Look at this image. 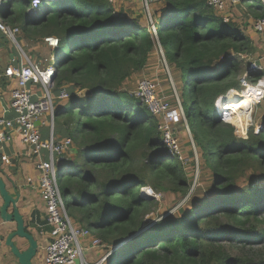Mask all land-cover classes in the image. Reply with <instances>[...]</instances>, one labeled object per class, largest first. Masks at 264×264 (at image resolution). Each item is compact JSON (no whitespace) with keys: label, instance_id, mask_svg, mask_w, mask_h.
<instances>
[{"label":"trees","instance_id":"16d2710c","mask_svg":"<svg viewBox=\"0 0 264 264\" xmlns=\"http://www.w3.org/2000/svg\"><path fill=\"white\" fill-rule=\"evenodd\" d=\"M163 1L155 26L165 27L157 37L166 61L180 70L179 101L211 184L201 200L194 201L191 192L183 201L189 210L180 205L185 211L179 216L147 226L141 215L155 200H146L141 187L181 196L190 188L183 162L160 140L156 117L124 87L157 53L148 21L128 19L109 0H59L32 23L27 0H10L4 7L2 18L13 26L24 22L26 35L57 37L55 53L68 41L66 54L54 62L55 92L66 84L69 94L55 109L54 133L75 144L59 180L68 216L71 210L79 225L109 246L139 232L110 264H264V123L239 138L215 105L228 91L220 103L229 111L250 42L206 0ZM261 75L250 71L248 78L255 82ZM254 170L261 172L242 187L241 175ZM222 239L259 247L251 256H230Z\"/></svg>","mask_w":264,"mask_h":264},{"label":"built area","instance_id":"2783aa9c","mask_svg":"<svg viewBox=\"0 0 264 264\" xmlns=\"http://www.w3.org/2000/svg\"><path fill=\"white\" fill-rule=\"evenodd\" d=\"M9 1L0 0V6H5ZM56 1L59 0H27L28 13L34 15L41 9L43 2ZM160 1L140 0V4L148 12L147 18L151 24V31L163 54L157 37L155 19H152V12L149 11L150 6ZM241 1L243 0H206V5L216 13H220L226 6L236 5ZM260 1L264 4V0ZM253 27L257 32H264V13L254 21ZM0 32L19 48L15 39L16 34L20 32L19 26L8 24L0 16ZM44 40L50 51H54L59 46L57 38L50 36L45 37ZM17 53V58H11L9 65L0 71V90L4 83L12 87L9 101L0 108V160L5 164L11 163L4 148L17 136L34 160L37 175L27 177L26 182L36 190L45 204V216L42 222L35 220L40 228L45 226L49 228L50 238L45 246L43 264H75V261H78V264H103L111 254V246L103 243L99 237L93 236L88 228L73 223L66 212L60 192L59 180L66 173H63L62 169L70 167L67 155L71 151L73 140L72 137H58L54 133V115L57 107L55 101L67 100L69 97L64 87L55 92L54 84L57 75L55 58L50 55L36 63L31 61L20 48ZM247 67L253 72L260 71L259 65L255 62L249 63ZM239 80L243 86L241 89H245V95L249 100L247 109L243 113L238 112L237 109L223 110L224 105H221L220 101L226 99L228 92L219 96L215 105L221 119L234 126L235 135L239 138H247L253 108L264 100V75L255 82H250L246 74H243ZM31 84H37L38 88L32 89ZM130 94L156 117L160 140L167 152L184 162L186 159L183 157L177 138L176 121L183 117L178 96L176 95L173 104L172 99L169 101L160 93L155 81L145 78L137 82ZM221 111H223L222 115ZM231 112L233 115L229 117L228 113ZM246 112L250 121L245 125L244 130L239 131L234 120H238ZM8 114L11 115L8 116ZM254 128L257 132L258 127ZM43 130L46 135H43ZM144 192L146 196L160 195L146 187ZM97 247H103L105 251L96 259L89 261L86 254Z\"/></svg>","mask_w":264,"mask_h":264},{"label":"rangeland","instance_id":"374dc122","mask_svg":"<svg viewBox=\"0 0 264 264\" xmlns=\"http://www.w3.org/2000/svg\"><path fill=\"white\" fill-rule=\"evenodd\" d=\"M109 3L113 6L115 11L121 12L128 19L136 17L138 20H140L141 24H147V21H148L147 13L148 12L146 9L142 7V5L140 4V0L139 1L138 0H109ZM56 4L57 2H43L42 7L39 10V14L36 18H40L42 16L43 10L46 6H48L50 9H54ZM163 4H164V1L162 0L159 3L155 4L154 6H150L149 11L152 12L153 20L155 19V14L157 16V13L160 11L159 10L160 7ZM3 10H4V7L0 6V15L2 14ZM33 19L34 17L31 16V20H30L31 23ZM148 25H149V29H151V24L149 23V21H148ZM161 26L164 29L165 23H163ZM20 29L21 31L16 34L15 39L17 40L21 51H23L29 58L32 57L33 55L35 58L43 59L45 57H49L50 55H53L54 58L57 59V58H62V56L66 54V50L68 47L67 40H64L61 43L60 48L55 53V50L54 51L48 50V44L44 40L45 37L35 38L33 35L31 36L26 35L24 31V22H21ZM51 37L57 38L55 36H51ZM3 38L6 39L4 40L5 46L9 47L14 54H17L19 50L17 45H15L14 42L6 38L5 36ZM153 40L155 42L156 49L158 50V52L155 53L153 51L151 58H149L148 63L145 65L142 71L138 73H134V75H132L127 80V82L124 84V87L129 92H131L135 88L137 82H139L141 79H144V78L150 79V80L155 81L158 84L160 93L163 96H166L169 101H171L172 97L176 99L177 96L180 100L179 95H180V92L182 89V83H183V81H181L180 70L174 67V65L166 61L164 54H162L159 48V45L156 43V39L154 35H153ZM244 65H245V62L242 61L240 63L241 69L245 68ZM54 86H56V84H54ZM61 87L62 88L64 87L67 90L66 84H62ZM189 87H190V81L187 80L186 91H188ZM242 87L243 86L239 83V86L236 89L238 92L234 95V97L232 96V99H230L227 102V107L230 108L232 103L237 99V96L245 92L244 88L241 89ZM187 96H188V93L186 92L184 94V97H187ZM55 102H56V106H60V103L64 104L66 100L57 99ZM190 108H192V105L190 106ZM229 111H231V108L229 109ZM192 114L193 113L191 111L190 117L192 121H194L195 119L193 118ZM238 120L243 125L248 124V122L243 121L240 118ZM251 120H252L251 122L252 124L249 123L248 126L251 125V127L253 128L257 126L259 130L261 128L260 126H262L264 123V100H262L256 107L254 106L253 111H252ZM176 126L178 129L177 131L178 143L182 150L183 157L186 159L182 163V165L184 166L185 171L187 172V175L190 179V188H189L188 193L185 196L184 195L181 196L177 193H171V192H160V193L155 192L149 185L141 187L140 193H142V191L144 192V188L146 187V188H151L155 193L160 194L158 197L144 196L146 200H151V199L153 201L155 200V202L150 203L148 205L147 209H145V211L141 215L142 224L144 226L150 225L152 222H155L164 216H169V217L179 216V214L185 211L182 208H179L180 205H184L185 207L184 209L189 210L190 206L185 205L184 200L190 195L191 192H192V196H195L194 201L198 199L201 200V198L205 196L207 188L211 184L209 172L203 164V159L201 158L200 150L197 149L195 146L193 136L188 127V121L185 118L184 113H183V117L181 116L176 121ZM73 152H75V144H73L71 152H69L67 155L68 159L70 158ZM192 152H193V155H192ZM260 172H261L260 170H254L250 172L247 171L246 174L244 173V175H241V177H243L240 180V184H242V187H244L247 184V182H251V180L255 177L253 175H257ZM64 201L66 202V199ZM260 216L264 218V207H262ZM69 217L75 225H79V222H76L75 219L73 218L71 210L69 211ZM79 226H81V224ZM262 227L264 228V224L262 225ZM221 244L224 246L227 254H229L230 256H244V254H247V253L250 254L251 256L252 254H255L254 252H256L259 247L257 245H252L254 246L252 248L249 246H243L244 243H242V241L233 242V241H229L228 239H222ZM35 256L36 255H34L33 257ZM118 257H119L118 252L112 253L103 264H110L111 261H113L114 259H117Z\"/></svg>","mask_w":264,"mask_h":264},{"label":"crops","instance_id":"0c3cea01","mask_svg":"<svg viewBox=\"0 0 264 264\" xmlns=\"http://www.w3.org/2000/svg\"><path fill=\"white\" fill-rule=\"evenodd\" d=\"M213 12L218 18L231 24L242 36L249 40L251 52L244 54L242 58H244L246 63H257L260 67V72L264 75V32H257L253 27L254 21L264 13V4L260 0H243L236 5L226 6L220 13ZM0 16L1 18L3 17L2 14ZM157 16H161V11L157 13ZM2 19L4 20V18ZM3 37L4 35L0 32V71L9 65L11 58H17L18 55V53L14 54L9 47L5 46L4 40L6 39ZM30 60L37 63L41 62L42 58L38 59L32 55ZM31 87L35 90L38 88V85L31 84ZM11 88V85L8 83H4L1 87L0 108L9 101ZM61 105L63 104L60 103ZM43 135H46L45 130H43ZM4 151L11 163L5 164L0 160V178L3 180L9 194L13 198L18 197L16 206L19 214L23 218L25 230L37 242L36 256L32 257V264H43L45 246L50 238L49 228L46 226L40 228L36 225L35 220L42 222L45 216V204L36 190L32 189L26 182L27 177H36L37 175L34 160L27 153V148L20 143L18 136L4 148ZM2 202L0 196V206ZM8 211L12 212L11 205L8 207ZM15 229V222H3L0 218V264H18L10 248L4 244V239L7 234ZM91 234L97 237L94 232H91ZM12 241L20 251L28 247V241L24 237L14 236ZM104 251L105 248L97 247L90 250L86 254V257L91 261L99 257Z\"/></svg>","mask_w":264,"mask_h":264},{"label":"water","instance_id":"95a60500","mask_svg":"<svg viewBox=\"0 0 264 264\" xmlns=\"http://www.w3.org/2000/svg\"><path fill=\"white\" fill-rule=\"evenodd\" d=\"M35 15V14H34ZM247 74L250 72V68L247 67ZM38 123V122H36ZM261 127V126H260ZM142 196H146L145 193H141ZM0 196L2 198V205L0 206V218L3 222H15L16 229L8 233L4 239V244L10 248L11 253L16 257L18 264H32L31 259L35 255L37 250V242L33 236L25 230V225L22 216L19 214L16 202L18 197L13 198L5 188L3 180L0 178ZM11 205L12 212L8 211V207ZM139 232L133 233L124 240L114 243L111 247V254L116 253L120 248L128 242L132 237ZM14 236L24 237L28 241V247L25 250L20 251L19 248L13 243ZM78 264V261H75Z\"/></svg>","mask_w":264,"mask_h":264},{"label":"bare ground","instance_id":"6f19581e","mask_svg":"<svg viewBox=\"0 0 264 264\" xmlns=\"http://www.w3.org/2000/svg\"><path fill=\"white\" fill-rule=\"evenodd\" d=\"M39 14V13H38ZM236 93H234L232 96L234 97V95H235ZM231 99H232V97H231ZM238 100V101H237ZM236 102H237V104H236ZM142 104V103H141ZM248 105H249V100H248V98H247V96L245 95V92L244 93H242V94H239L238 96H237V99L232 103V105H231V111H233V110H235V109H237V111L238 112H240V113H243L246 109H247V107H248ZM247 106V107H246ZM233 115V113L231 112L230 113V117ZM232 119V118H231ZM240 119H242L243 121H246V122H249L250 121V118H249V116H248V112H246ZM237 121L238 120H234V123L236 124V125H238V123H237ZM238 127H239V131H241V130H244V128H242L241 126H239L238 125ZM68 168V167H67ZM67 168H64V169H62V172L64 173V171H67Z\"/></svg>","mask_w":264,"mask_h":264},{"label":"clouds","instance_id":"9594fccd","mask_svg":"<svg viewBox=\"0 0 264 264\" xmlns=\"http://www.w3.org/2000/svg\"><path fill=\"white\" fill-rule=\"evenodd\" d=\"M7 4H8V3H7ZM3 7H4V6H3ZM45 8H46V7H45ZM3 11H4V10H3ZM38 13H39V11H38L35 15H31V16L36 17ZM161 25H162V22L159 23L158 28L156 27L158 31L161 30V29H163ZM160 26H161V27H160ZM19 28H20V27H19ZM20 30H21V29H20ZM57 39H58V38H57ZM58 42H59V40H58ZM58 47H59V46H58ZM58 47H57V48H58ZM248 64H249V63H247V65H246V67H245V70H244V72H243V74H246L247 77H248V74H249V73L247 74V70H246ZM252 72H253V71H252ZM257 72H260V71H257ZM243 74H241V75L238 77V80H239V78H240ZM248 79H249V78H248ZM249 80H250V79H249ZM250 82H251V81H250ZM239 83H240V80H239ZM56 89H57V88H56ZM56 89H55V90H56ZM230 90H231V89H230ZM227 92H228V91H227ZM227 92H226V93H227ZM224 94H225V93H224ZM222 95H223V94H222ZM61 106H62V105H61ZM57 107H58V106H57ZM231 125H232V124H231ZM232 126H233V125H232ZM233 127H234V126H233ZM250 127H251V126H250ZM258 131H259V130H258ZM258 131H257V132H258ZM234 133H235V132H234ZM81 226H82V225H81ZM91 232H92V231H91ZM97 237H98V236H97ZM99 238H100V237H99ZM108 246H109V245H108ZM111 247H112V246H111ZM110 255H111V254H110ZM110 255H109V256H110Z\"/></svg>","mask_w":264,"mask_h":264}]
</instances>
